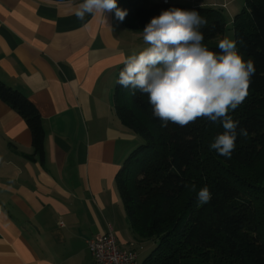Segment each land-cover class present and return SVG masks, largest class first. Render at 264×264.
<instances>
[{
	"label": "crops",
	"instance_id": "1",
	"mask_svg": "<svg viewBox=\"0 0 264 264\" xmlns=\"http://www.w3.org/2000/svg\"><path fill=\"white\" fill-rule=\"evenodd\" d=\"M80 3L0 0V82L45 131L42 160H28L30 132L0 101V264H94L87 241L108 227L120 249L153 246L132 235L115 184L140 144L114 111L117 72L147 45L115 11L78 18Z\"/></svg>",
	"mask_w": 264,
	"mask_h": 264
},
{
	"label": "trees",
	"instance_id": "2",
	"mask_svg": "<svg viewBox=\"0 0 264 264\" xmlns=\"http://www.w3.org/2000/svg\"><path fill=\"white\" fill-rule=\"evenodd\" d=\"M117 6L127 10L121 23L139 35L163 10L194 9L206 21L200 29L203 44L219 51L217 40L225 33L226 20L218 9L168 0H117ZM243 11L244 17L237 14L233 20V40L256 71L243 112L234 120L237 132L243 128L248 134L237 136L231 158L210 149L224 131L221 122L199 118L187 126L169 122L163 127L146 94L115 83L116 117L140 140L124 160L115 184L132 235L138 242L153 244L142 264H264V158L255 166L264 147V0H246ZM0 101L24 120L30 132L33 152L25 158L42 160L45 131L36 107L1 82ZM243 171L251 174L244 177ZM203 187L212 198L201 205L197 193Z\"/></svg>",
	"mask_w": 264,
	"mask_h": 264
},
{
	"label": "clouds",
	"instance_id": "3",
	"mask_svg": "<svg viewBox=\"0 0 264 264\" xmlns=\"http://www.w3.org/2000/svg\"><path fill=\"white\" fill-rule=\"evenodd\" d=\"M115 11L122 22L127 10L117 6V0H82L75 15ZM206 21L196 10L171 7L151 18L142 31L147 45L139 53L125 57L116 83L124 88L137 89L148 97L153 115L166 127L169 122L181 127L206 118L222 123V134L215 137L210 149L231 158L238 135V122L229 115L248 96L254 62L244 60L236 42L229 38L218 42L219 51L204 44L201 26ZM201 205L209 203L212 193L203 187L197 193Z\"/></svg>",
	"mask_w": 264,
	"mask_h": 264
},
{
	"label": "rangeland",
	"instance_id": "4",
	"mask_svg": "<svg viewBox=\"0 0 264 264\" xmlns=\"http://www.w3.org/2000/svg\"><path fill=\"white\" fill-rule=\"evenodd\" d=\"M152 1H156V0H152ZM168 1L170 3H177L181 5H198L199 7L208 6L222 11L226 20V29L222 38L218 39L217 41H220L221 39L224 38H229L233 40L232 23L235 16L237 14H240L241 16L243 15V17L246 15V13L243 11L246 6V0H168ZM244 106L245 103H241L234 111L229 112V115L232 117L233 120L237 119L242 114ZM262 158H264V147H262V149L259 151V154L255 161V166L260 162ZM249 174H251L250 171L241 172V175H243L244 177L248 176ZM143 243L149 244L151 242H143ZM134 247L135 248L133 249L136 251V253L138 252L139 261L140 263H142V261L145 259L148 253L144 254V252L140 250L141 247L136 249L137 247L136 244Z\"/></svg>",
	"mask_w": 264,
	"mask_h": 264
},
{
	"label": "built area",
	"instance_id": "5",
	"mask_svg": "<svg viewBox=\"0 0 264 264\" xmlns=\"http://www.w3.org/2000/svg\"><path fill=\"white\" fill-rule=\"evenodd\" d=\"M162 2L166 3L167 0H162ZM87 248L94 264H136V251L133 247L129 250L120 249L110 227L105 233L88 240Z\"/></svg>",
	"mask_w": 264,
	"mask_h": 264
}]
</instances>
